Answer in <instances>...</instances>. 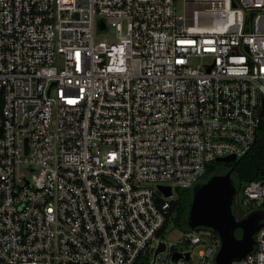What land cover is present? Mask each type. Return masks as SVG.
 <instances>
[{"label":"built area","instance_id":"built-area-1","mask_svg":"<svg viewBox=\"0 0 264 264\" xmlns=\"http://www.w3.org/2000/svg\"><path fill=\"white\" fill-rule=\"evenodd\" d=\"M243 1L0 0V264H215L214 231L166 220L256 142L264 0ZM240 190L264 208V181ZM261 223L230 264H264Z\"/></svg>","mask_w":264,"mask_h":264},{"label":"water","instance_id":"water-1","mask_svg":"<svg viewBox=\"0 0 264 264\" xmlns=\"http://www.w3.org/2000/svg\"><path fill=\"white\" fill-rule=\"evenodd\" d=\"M260 114L264 117V103ZM216 161L234 163L238 159L235 156H226ZM232 172L233 168L222 174L212 175L191 189V201L185 221L187 229L206 228L219 236L221 247L215 264H230L233 260L244 258L252 251L254 234L262 226L255 214L239 220L233 214V201L237 190L231 178ZM159 189L164 192L165 197L172 196L169 187L160 186ZM237 229L241 230L240 237L235 236ZM162 250L163 246L160 251Z\"/></svg>","mask_w":264,"mask_h":264},{"label":"trees","instance_id":"trees-1","mask_svg":"<svg viewBox=\"0 0 264 264\" xmlns=\"http://www.w3.org/2000/svg\"><path fill=\"white\" fill-rule=\"evenodd\" d=\"M1 109L2 101L0 99V116ZM231 168H233L231 178L236 190L239 188L241 189L246 183L252 180L264 181V119L261 120L257 132L256 142L250 151L234 163L217 161L211 162L206 167V172L201 179V183L205 182L210 176L222 174ZM190 201L191 191H185L184 193L179 192L176 195L175 200L171 202L166 225L172 221L174 225L186 228L185 221ZM261 211L264 213V208L261 209Z\"/></svg>","mask_w":264,"mask_h":264},{"label":"rangeland","instance_id":"rangeland-1","mask_svg":"<svg viewBox=\"0 0 264 264\" xmlns=\"http://www.w3.org/2000/svg\"><path fill=\"white\" fill-rule=\"evenodd\" d=\"M243 2L247 3V0H244ZM109 37L111 38L112 36H109ZM102 39H103V36H100L98 38V40H102ZM185 191H191V188L190 189H182V188L177 189L174 192V196H176L179 192H183L184 193ZM236 198L238 200V204L233 206L234 212L239 216V218L240 217L243 218L244 217L243 215L246 214L247 210L241 203L242 193H241L240 188L237 190ZM166 227H167L166 230L168 231V233L166 234V239L168 241L173 242V243H177L179 241V239H180V236H181L180 233L184 232L186 230V228L183 227V226L174 225V223L172 221H170L166 225ZM240 235H241V230L237 229L235 231V236L236 237H240ZM176 247H180V245L176 244ZM193 260H195V257L193 258Z\"/></svg>","mask_w":264,"mask_h":264},{"label":"flooded vegetation","instance_id":"flooded-vegetation-1","mask_svg":"<svg viewBox=\"0 0 264 264\" xmlns=\"http://www.w3.org/2000/svg\"><path fill=\"white\" fill-rule=\"evenodd\" d=\"M233 214L235 215V217L239 220L241 218H239V216L234 212V209H233ZM255 216L258 218L259 222H262L263 219H264V213L261 211V210H258L256 211L255 213Z\"/></svg>","mask_w":264,"mask_h":264}]
</instances>
